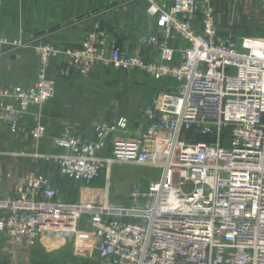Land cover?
<instances>
[{"label":"built area","instance_id":"2783aa9c","mask_svg":"<svg viewBox=\"0 0 264 264\" xmlns=\"http://www.w3.org/2000/svg\"><path fill=\"white\" fill-rule=\"evenodd\" d=\"M146 1L157 31L131 51L100 27L74 48L0 37L38 54L33 82L8 85L0 74V123L19 134L34 110L37 143L47 136L41 109L55 95L52 63L61 55L67 76L101 67L177 82L139 116L101 120L93 138L68 131L52 138L60 152L39 154L87 184L105 164L159 167L146 191L135 185L128 205L66 201L49 176L31 170L0 198V237L30 244L48 232L79 234L113 264H264V36L223 34L215 0ZM146 47L160 58L147 59ZM85 217L92 238L80 231Z\"/></svg>","mask_w":264,"mask_h":264},{"label":"crops","instance_id":"0c3cea01","mask_svg":"<svg viewBox=\"0 0 264 264\" xmlns=\"http://www.w3.org/2000/svg\"><path fill=\"white\" fill-rule=\"evenodd\" d=\"M219 2L224 4V0H215L217 21L221 25L222 14L217 8ZM254 2L243 0L244 4L253 5ZM146 9V0H0V37L31 43L44 41L56 47L74 48L81 45L87 31L100 27L107 30L110 41L131 51L139 47L142 37L157 31L155 19L149 17ZM175 44L179 45L178 42ZM144 55L149 60L160 58L150 47H146ZM66 61V57L61 55L52 63L57 85L54 97L41 109V120L47 126V136L43 141L37 143L29 134L35 123L34 110L24 115L19 134H12L6 125L0 123V198L12 197L22 186L25 173L38 170L52 179L60 199L72 202H91L92 199H98V195H85L83 182L67 178L52 160L39 156L47 154L45 152H60V148L52 145V138L72 130L64 110L65 96L70 98V91H65V88L83 83L85 79L75 78L76 74H61ZM37 67L38 54L33 49L13 45L9 49H3L0 45V74L4 84L33 82ZM108 71L124 73L99 67L87 78L99 72L104 75ZM126 74H137L136 77H141V84L147 81V75L141 72ZM170 80L172 79L166 78L161 81L167 85V89L162 92L174 87ZM93 130L94 128L89 132H77L93 138ZM9 173L12 176L8 177ZM130 193L113 197L101 195V201L115 204L114 201L127 200ZM80 231L88 233L89 238L93 237L86 217L80 224ZM52 254H62L65 257L62 264L73 259L79 261L77 264H113L108 259H101L94 244L87 243L79 234L60 237L48 232L41 240L30 244H17L6 237H0V264H60L58 258H49Z\"/></svg>","mask_w":264,"mask_h":264},{"label":"rangeland","instance_id":"374dc122","mask_svg":"<svg viewBox=\"0 0 264 264\" xmlns=\"http://www.w3.org/2000/svg\"><path fill=\"white\" fill-rule=\"evenodd\" d=\"M254 1L253 5L244 4L243 0H238L236 3L238 6L232 0H224V4L222 2L217 4L222 14L223 24L219 26L223 34L231 32L235 37L264 35V0ZM136 76L138 75L130 76L126 73L117 74L110 71L103 75L99 72L89 79L83 77L85 79L83 83L68 85L65 91H70V98L65 96L64 110L71 131L89 132L94 128L95 123L101 120H116L121 116L135 118L155 95L167 89V85L163 82L148 76L147 81L141 84L139 82L141 77ZM170 81L174 86L177 85L175 80ZM45 153L50 154V152ZM101 173L95 182L82 183L85 195H98V199L92 201H101V195L126 196L135 185L146 191L149 182L159 177L160 168L142 164L114 163L110 166L105 164ZM129 202L126 199L114 201L117 205H128ZM71 255L70 252L69 256ZM49 258H58L60 264L65 259L62 254H52ZM78 262L76 259L67 260V264Z\"/></svg>","mask_w":264,"mask_h":264},{"label":"water","instance_id":"95a60500","mask_svg":"<svg viewBox=\"0 0 264 264\" xmlns=\"http://www.w3.org/2000/svg\"><path fill=\"white\" fill-rule=\"evenodd\" d=\"M11 47H12L11 44H3V45H2V48H3V49H9V48H11ZM75 78H78V79L81 78L80 70H77V71H76Z\"/></svg>","mask_w":264,"mask_h":264},{"label":"trees","instance_id":"16d2710c","mask_svg":"<svg viewBox=\"0 0 264 264\" xmlns=\"http://www.w3.org/2000/svg\"><path fill=\"white\" fill-rule=\"evenodd\" d=\"M262 36H264V35H262Z\"/></svg>","mask_w":264,"mask_h":264}]
</instances>
